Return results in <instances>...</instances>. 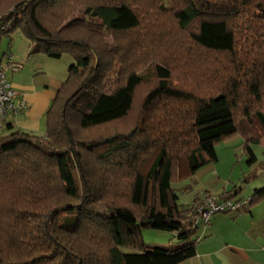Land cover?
I'll return each mask as SVG.
<instances>
[{"label": "trees", "instance_id": "obj_1", "mask_svg": "<svg viewBox=\"0 0 264 264\" xmlns=\"http://www.w3.org/2000/svg\"><path fill=\"white\" fill-rule=\"evenodd\" d=\"M10 1L11 9L0 13V40L7 37L8 48L17 31L28 40V55H68L73 62L45 113L44 133L14 130L10 123L0 130V264H178L194 256L196 208L211 194L185 208L172 183L215 162V145L234 133L243 140L246 164L256 161L254 146L264 140V110L257 106L264 95V2L176 1L174 20L181 29L195 25L193 43L229 55L227 63L209 65L217 91L194 96L175 88L169 69L156 64V84L143 108L157 100L191 101L187 116L159 112L142 128L82 142L76 128L117 121L131 109L143 77L127 67L126 55L131 58L129 35L140 25V11L130 0H90L78 17L52 31L42 12L54 15L62 0ZM249 12L259 20L247 26L256 39L240 50L231 22ZM103 36L115 39L114 46L101 44ZM116 59L124 68L111 85L106 80ZM122 171L129 176L125 204L110 190ZM233 188L236 194L239 187ZM228 194L214 197L245 201V211L264 201V187L244 199ZM144 228L170 232L178 244L147 246ZM18 252L6 259L5 253Z\"/></svg>", "mask_w": 264, "mask_h": 264}, {"label": "rangeland", "instance_id": "obj_2", "mask_svg": "<svg viewBox=\"0 0 264 264\" xmlns=\"http://www.w3.org/2000/svg\"><path fill=\"white\" fill-rule=\"evenodd\" d=\"M176 1L178 0H130L133 6L140 11V25L131 30L129 35L131 58L126 55L129 58V60L126 58V65L131 67V71L139 73L143 80L135 89L131 109L125 117L90 129H75L77 138L82 142L93 141L112 134H126L135 127L142 128L143 120L146 119L147 121L150 116L159 112L168 111L167 114L170 113L176 117L178 114H181L182 117L187 116L191 110V101L157 100L152 106L143 108L146 95L156 84V79L152 75V67L156 64H162L169 69V82L175 88L190 92L194 96H206L217 91L218 87L215 84L217 79L215 81L212 79L209 65H217L216 62L227 63L230 59L229 55L226 53H208L200 50L193 43L190 36L195 30V25L181 29L174 20L172 9L176 6L174 4ZM260 1L264 2V0ZM85 2H90V0H62L58 8L54 10V15H51L50 12L47 14L49 9H45L42 16L47 26L55 31L71 19L78 17L82 4ZM10 3V0H0V13L9 11L11 9ZM253 14L249 12L247 18L241 15L231 22L240 50L247 44V41L251 42L256 39L254 38L256 36L255 30L251 27L248 28L252 24L257 25L259 23ZM12 39L8 48V38L2 37L0 50L4 48L5 53L12 55V60H18L19 53H22L24 48L22 43L25 42L26 45L28 40L17 31L13 33ZM113 40L115 39L110 36H103L100 41L101 44L113 45ZM3 55L0 54V57ZM8 55L2 58L3 63ZM115 62V67L106 80L111 85L116 82L120 70L119 78L121 79L122 67L124 68V64L118 63L121 60L116 59ZM1 66L3 67V64ZM4 70L10 79L12 73L5 67ZM257 106L264 110V95H262L261 104ZM242 143L243 140L239 133L221 139L215 145V162L204 165L190 177L173 182L172 187L178 195V203L186 208L196 198H203L206 191L219 198L223 189L229 191L234 189V186L241 188L235 196L237 199L247 197L248 189L254 188L251 187L253 180L245 182L244 179L253 175L257 176L258 179H264V143L254 146L256 161L251 165L246 164ZM123 172L122 175H117L110 188L119 195V199L116 201L119 204H125V196L128 192L129 176L127 172ZM142 239L147 246L169 247L178 244V240L173 237L172 233L152 228L142 229ZM122 250L136 252L128 248H122ZM5 254L8 260L17 258L19 252Z\"/></svg>", "mask_w": 264, "mask_h": 264}, {"label": "crops", "instance_id": "obj_3", "mask_svg": "<svg viewBox=\"0 0 264 264\" xmlns=\"http://www.w3.org/2000/svg\"><path fill=\"white\" fill-rule=\"evenodd\" d=\"M24 43L19 59H13L19 67L10 71L8 79L18 93L15 101L23 99L27 106L17 115H8L3 126L10 123L14 130L42 134L45 113L73 61L68 55L57 59L43 54L28 55V44ZM3 49L1 55L5 53ZM3 57H0L1 63ZM256 177H246L249 180L245 182L253 180L251 187L254 188L264 186V179ZM254 188L248 189L247 197ZM228 193L232 199H237L238 192L234 194L228 189H223L219 198L227 197ZM197 227L195 255L178 264H264V201L252 205L248 211L239 209L212 214L207 223L199 222Z\"/></svg>", "mask_w": 264, "mask_h": 264}, {"label": "built area", "instance_id": "obj_4", "mask_svg": "<svg viewBox=\"0 0 264 264\" xmlns=\"http://www.w3.org/2000/svg\"><path fill=\"white\" fill-rule=\"evenodd\" d=\"M2 64L3 67L1 66ZM4 67L11 72L17 70V67L12 63V56L9 55L4 63L0 62V129L8 115H17L27 106L23 99L15 101L18 93L8 79ZM244 204L245 201L239 202L231 199L218 201L214 196L207 195L196 208L194 223H207L212 214L229 210H239Z\"/></svg>", "mask_w": 264, "mask_h": 264}]
</instances>
